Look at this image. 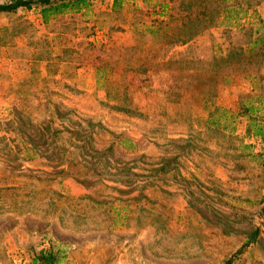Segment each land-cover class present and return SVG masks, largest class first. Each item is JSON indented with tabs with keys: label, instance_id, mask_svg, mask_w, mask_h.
Returning <instances> with one entry per match:
<instances>
[{
	"label": "rangeland",
	"instance_id": "1",
	"mask_svg": "<svg viewBox=\"0 0 264 264\" xmlns=\"http://www.w3.org/2000/svg\"><path fill=\"white\" fill-rule=\"evenodd\" d=\"M89 2L0 14V264H264V0Z\"/></svg>",
	"mask_w": 264,
	"mask_h": 264
},
{
	"label": "trees",
	"instance_id": "2",
	"mask_svg": "<svg viewBox=\"0 0 264 264\" xmlns=\"http://www.w3.org/2000/svg\"><path fill=\"white\" fill-rule=\"evenodd\" d=\"M118 0H115L114 6ZM90 6L89 0H8L0 3V14H11L17 12L19 9L38 10L40 18L43 23L50 19L65 14L67 12H80ZM163 21H155L153 23V34L163 27H166ZM192 39V36H185L179 42L185 44ZM100 69H97L99 73ZM249 243V240L237 252H241ZM33 263L39 264H57V257L53 252H43L36 254L32 258Z\"/></svg>",
	"mask_w": 264,
	"mask_h": 264
}]
</instances>
